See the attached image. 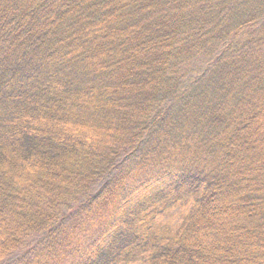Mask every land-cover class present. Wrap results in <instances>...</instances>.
<instances>
[{
	"label": "trees",
	"instance_id": "16d2710c",
	"mask_svg": "<svg viewBox=\"0 0 264 264\" xmlns=\"http://www.w3.org/2000/svg\"><path fill=\"white\" fill-rule=\"evenodd\" d=\"M0 264H264V0H0Z\"/></svg>",
	"mask_w": 264,
	"mask_h": 264
},
{
	"label": "rangeland",
	"instance_id": "374dc122",
	"mask_svg": "<svg viewBox=\"0 0 264 264\" xmlns=\"http://www.w3.org/2000/svg\"><path fill=\"white\" fill-rule=\"evenodd\" d=\"M182 213H183V209L178 207V208H175L174 210H172L170 212V214L168 216H166V218L168 221H170L171 223L176 225L180 222Z\"/></svg>",
	"mask_w": 264,
	"mask_h": 264
}]
</instances>
